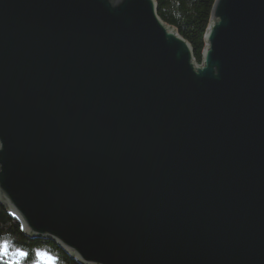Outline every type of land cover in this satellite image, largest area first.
Wrapping results in <instances>:
<instances>
[{"label":"water","instance_id":"obj_1","mask_svg":"<svg viewBox=\"0 0 264 264\" xmlns=\"http://www.w3.org/2000/svg\"><path fill=\"white\" fill-rule=\"evenodd\" d=\"M203 37L196 62L155 0H0L26 234L80 264H264V0H214Z\"/></svg>","mask_w":264,"mask_h":264},{"label":"trees","instance_id":"obj_2","mask_svg":"<svg viewBox=\"0 0 264 264\" xmlns=\"http://www.w3.org/2000/svg\"><path fill=\"white\" fill-rule=\"evenodd\" d=\"M155 1L158 16L189 42L196 62H200L204 47L203 36L210 23L214 0ZM3 241L8 242L11 251L19 248L27 253V256L20 258V264H35L36 250L47 253L53 258L55 264H80L54 241L26 234L17 218L0 203V243ZM0 264L9 263L0 261Z\"/></svg>","mask_w":264,"mask_h":264},{"label":"snow or ice","instance_id":"obj_3","mask_svg":"<svg viewBox=\"0 0 264 264\" xmlns=\"http://www.w3.org/2000/svg\"><path fill=\"white\" fill-rule=\"evenodd\" d=\"M37 257L45 261H52L53 258L48 256L47 253L36 250ZM0 256H7L9 259V264H19V259L27 256L25 251L17 248L14 252H9L8 242L3 241L0 243Z\"/></svg>","mask_w":264,"mask_h":264},{"label":"rangeland","instance_id":"obj_4","mask_svg":"<svg viewBox=\"0 0 264 264\" xmlns=\"http://www.w3.org/2000/svg\"><path fill=\"white\" fill-rule=\"evenodd\" d=\"M5 206V205H4ZM5 208L7 209V205L5 206ZM9 248V247H8ZM9 252H14V251H11L10 249H9ZM67 252V251H66ZM49 256V255H48ZM20 260V259H19ZM0 261L1 262H7V263H9V259H8V257L7 256H0ZM19 264H20V262H19ZM35 264H55V262H54V260H52V261H45V260H42L41 258H39V257H37V262H35Z\"/></svg>","mask_w":264,"mask_h":264},{"label":"bare ground","instance_id":"obj_5","mask_svg":"<svg viewBox=\"0 0 264 264\" xmlns=\"http://www.w3.org/2000/svg\"><path fill=\"white\" fill-rule=\"evenodd\" d=\"M1 202H2L5 206L7 205V204H6V201L2 200ZM7 209H8V207H7ZM69 251H70V250H69Z\"/></svg>","mask_w":264,"mask_h":264}]
</instances>
